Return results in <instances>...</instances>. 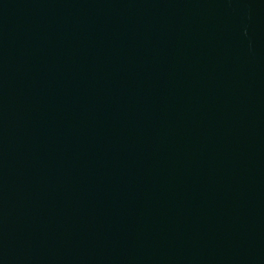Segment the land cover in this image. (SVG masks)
<instances>
[{
	"label": "water",
	"instance_id": "obj_1",
	"mask_svg": "<svg viewBox=\"0 0 264 264\" xmlns=\"http://www.w3.org/2000/svg\"><path fill=\"white\" fill-rule=\"evenodd\" d=\"M0 264H264V0H0Z\"/></svg>",
	"mask_w": 264,
	"mask_h": 264
}]
</instances>
